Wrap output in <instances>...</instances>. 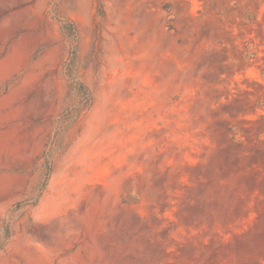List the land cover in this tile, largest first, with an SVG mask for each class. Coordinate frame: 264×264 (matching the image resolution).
Here are the masks:
<instances>
[{
  "label": "rangeland",
  "instance_id": "rangeland-1",
  "mask_svg": "<svg viewBox=\"0 0 264 264\" xmlns=\"http://www.w3.org/2000/svg\"><path fill=\"white\" fill-rule=\"evenodd\" d=\"M0 264H264V0H0Z\"/></svg>",
  "mask_w": 264,
  "mask_h": 264
}]
</instances>
